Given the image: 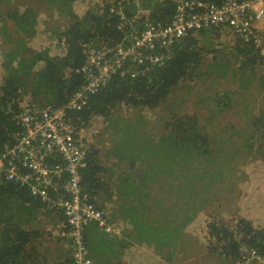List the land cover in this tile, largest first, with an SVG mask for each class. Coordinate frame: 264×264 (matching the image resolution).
<instances>
[{
	"label": "trees",
	"instance_id": "16d2710c",
	"mask_svg": "<svg viewBox=\"0 0 264 264\" xmlns=\"http://www.w3.org/2000/svg\"><path fill=\"white\" fill-rule=\"evenodd\" d=\"M76 1L82 0H32L29 5H25V0H0V154L13 141L16 119L25 109L22 104L25 98H30V108L34 102L36 108L47 104L58 107L67 103L85 83L81 72L85 63L82 43L113 46L122 40L123 31L118 27L121 22L126 25L123 30L130 32L127 21L138 12H144L154 24L165 25L171 22L177 5L176 0H97L95 3L84 0L86 7L78 13L74 10ZM202 1L221 3L223 0ZM40 2L44 3L41 10L48 17L54 12L64 20L57 37L63 47L62 53L57 47L52 54L50 47L37 50L29 45L40 21L38 13L41 10L38 12L36 8ZM141 23L142 19L135 22L137 28L142 27ZM215 29L219 28H209ZM209 30L190 32L174 41L164 63L150 71L135 77L113 74L104 86L89 96L81 110L68 111V117L78 131L82 128L88 130L94 121L103 125L108 122L103 129L109 145L106 148L109 164L103 165L101 149L88 143L86 166L80 171L82 190L102 211L106 198L109 211L106 220H121L126 225L122 235L128 238L127 245L149 246L162 260L172 264L182 259L187 254L186 248L191 246V238L184 233L185 226L204 207L215 203L217 206L220 201H213L214 197H211L214 188L235 176L230 167L235 163L233 155L242 151L245 157L250 155L255 159L258 152V158L264 160V107H260L256 114L254 107L244 104L243 115L248 116L253 131L248 135V126L236 129L218 117L237 107L235 103L240 94L235 88H227L216 92L210 100V124L202 123L196 114H174V122L169 123L172 125L170 131L167 135L160 134L153 144L146 138L133 143L138 132L141 139L142 134L149 131L144 130V125L139 129L136 123L112 124V113L120 104L133 110L161 106L179 84L198 77L200 67L205 65L202 66L204 54L212 52L213 56L217 53L199 45ZM254 46L253 42L246 43L238 38L230 60L225 59L220 64L223 56L218 59L216 55L210 58L208 68H213V72L218 69L227 80L238 76L241 87L248 86L255 77L264 87V73L256 70L264 64V55ZM123 164L129 168H122ZM140 167L143 173L132 178L136 168ZM182 170L189 171V192L177 183ZM148 174L156 177L155 185L153 179L147 178ZM56 186L61 192L62 181ZM180 190L186 192L185 209L166 214L164 201L168 197L169 201H177L175 198ZM50 192L55 196L52 189ZM43 210H53L59 215L57 223L64 224L66 219L61 206L53 201H43L31 193L28 185L8 180L0 174V264H75L67 238L63 237L66 247L63 242H59L57 248V243L43 241L44 230L37 223ZM206 232L208 253L219 257L224 264H235L242 245L253 248L264 258V226L255 227L242 216L230 221L212 219L207 223ZM108 234L94 222L83 229L84 242L93 264L108 261L106 245L112 243Z\"/></svg>",
	"mask_w": 264,
	"mask_h": 264
},
{
	"label": "built area",
	"instance_id": "2783aa9c",
	"mask_svg": "<svg viewBox=\"0 0 264 264\" xmlns=\"http://www.w3.org/2000/svg\"><path fill=\"white\" fill-rule=\"evenodd\" d=\"M171 22L154 24L137 14L127 21L130 32L123 30L122 40L113 45L96 46L82 43L85 63L81 67L85 83L62 106L44 105L41 108L25 106L16 119L17 130L13 141L0 154V174L6 179L28 185L30 191L43 201L61 206L65 222L60 235L70 242L75 264H93L84 242L83 229L89 223H98L106 232L114 228L107 222L104 211L90 201L81 187V169L86 166V147L82 129L74 128L69 110H81L89 96L104 86L111 76L135 77L164 63L170 45L190 32L211 27H228L243 41L259 45L256 29L264 19V0H223L221 3L202 0H176ZM122 19H125L122 14ZM142 19V27L135 22ZM62 181V191L56 184ZM54 191L53 196L50 190ZM263 263L257 252L240 246L235 264Z\"/></svg>",
	"mask_w": 264,
	"mask_h": 264
},
{
	"label": "rangeland",
	"instance_id": "374dc122",
	"mask_svg": "<svg viewBox=\"0 0 264 264\" xmlns=\"http://www.w3.org/2000/svg\"><path fill=\"white\" fill-rule=\"evenodd\" d=\"M31 1L32 0H25L24 3L25 5H29V2ZM96 1L97 0H89L90 3H95ZM84 3V0L76 1V3H74V10L81 13L84 7H86ZM43 4L44 3L40 2L36 6L38 12L41 10ZM38 14L40 21L37 25V32L34 39L29 42V45L37 50L43 49L44 47H50L52 54L55 53L57 49L60 53H62L63 47H61V42L57 37L62 29V25H64V20L58 18L54 12H51L49 17L45 14L44 10L43 12L41 10ZM256 29L260 34L261 42L259 45H255L254 47L259 48L261 52L260 54L264 55V19L258 22ZM209 31L210 32H207L202 36L199 41V45L205 49H213V51H217V53H214L213 56L212 52L210 55L204 54L205 60L202 66L204 64L205 65L200 67V75H196L198 77L194 80L192 79L179 84L170 94L167 101L161 106L150 109L140 108V110H133L127 105L120 104L115 108L112 113V124L116 122L117 125L121 126L126 123H136L139 129L142 125H144V130L146 129L149 131L147 133H143L141 139L140 133L138 132V134L133 138V143L137 140L142 142V140L146 138L147 141L153 144L157 141L160 134L167 135L168 131H170L172 127L169 123L174 122V114L177 113H186L187 115L196 114L202 123L210 124L211 122H208V117L211 115L210 100H213L216 92H220L221 90L226 91L227 88H235L240 94V97L236 100V109L234 111L229 110L227 113L224 112L219 114V119L223 122H228L231 125H234L236 129H243L245 126H248V129H246L248 131V135L251 131H253L252 125L249 124L248 116L243 115L242 107L244 104H250L254 107L253 112L256 114L259 113L260 107H264V87L257 82V77H255V79L249 83L248 86L241 87V80L238 76L237 79L227 80V77L223 76L218 69H215V72H213V70H211L213 68H208V64L211 62L210 58L216 55L218 59L220 56H223L219 60L220 64L225 59L230 60L231 50L234 49L238 38H240L228 27H221L219 29ZM256 70H262V73H264V64L261 68H256ZM228 75L232 78L230 72ZM1 76L2 73L0 68V77ZM29 100V97L25 98L22 104L30 107ZM35 104V102L32 103L31 107H34ZM171 115H173L172 118ZM251 118L252 117H250V119ZM214 122L216 123L217 121ZM105 124L107 125L108 122ZM112 124H110V130H112ZM104 125L98 121H94L93 126L88 128V130L83 129L82 135L84 141L86 140L88 143L94 144L101 149L100 157L102 163L104 165H108L110 160L106 157V148L109 147V145L106 144V132L103 129ZM254 146L256 147L257 143H255ZM135 149L136 148L134 147L133 151H135ZM256 155L255 159H253L250 155L249 158L245 157V154L242 151L233 155L232 160L235 163L230 167L235 176L231 177V180H225L222 184H220V186L215 187L213 194L211 195V197H214L213 201L220 202L217 206L215 203L214 206L204 207V209L197 214L196 218L192 222L188 223L184 228V233L189 235L191 238V246L189 245L186 248L187 254H185L182 259L178 260L180 264H224L219 257L209 254L207 251V245L209 244L207 242L208 239L206 238L207 223L212 219L230 221L232 218L242 215L243 217L248 216L249 218H252L256 212V206L254 205L257 203L255 204V202L264 203V160L258 158V152ZM246 158L249 160H246ZM122 168L126 169L129 167H127L126 164H123ZM141 168L142 167L139 169L136 168V174L131 177L138 178L140 173H143ZM181 173L182 177L177 181V183L181 184L186 192H189V171L182 170ZM148 175L149 177L147 178L149 180L153 179L155 185L157 182L156 177L150 176V174ZM185 190H180L179 194L176 195L175 199L177 201H169V197L166 199L167 201H164V211H167L166 214H171V212L176 213L178 210L180 211L185 209ZM239 191L240 194L237 195ZM215 193L216 195L214 196ZM233 195H235V197H233ZM131 201H134V199ZM108 207L110 208V203L108 204ZM173 207L174 211H172ZM155 208H157V206ZM104 211L106 216H109L108 208L106 210L104 209ZM153 213L154 211L152 208V215ZM177 215L181 216V214ZM57 219L58 216L54 214L53 210L46 212L43 210L39 213L37 223L44 230L43 241H46L47 243L49 241L50 244L65 241V239L59 236L62 224L57 223L59 221ZM108 223L111 224L112 221ZM113 223H116V227L113 232L119 233L122 231L117 224L118 221Z\"/></svg>",
	"mask_w": 264,
	"mask_h": 264
},
{
	"label": "crops",
	"instance_id": "0c3cea01",
	"mask_svg": "<svg viewBox=\"0 0 264 264\" xmlns=\"http://www.w3.org/2000/svg\"><path fill=\"white\" fill-rule=\"evenodd\" d=\"M104 165V164H103ZM106 169V168H105ZM104 174V180L106 181V170ZM104 202V209L106 210V198ZM103 199V201H104ZM257 203V204H256ZM256 205V212L252 216V218H249L248 216L244 217L245 219H248L252 222L253 226L255 227H263L264 226V203L255 202ZM105 213V211H104ZM55 215L59 216L56 212H54ZM106 216V213H105ZM243 217V215H242ZM121 221V220H120ZM118 221V226L121 229H125L126 225L123 223H120ZM112 227H116V223H111ZM126 231V230H122ZM122 231L118 232H106L109 233V241H112L110 246L106 245V258L108 261H106V264H172L165 262L162 260L158 254H156L153 249L146 245H141L137 243H132L130 245H127L128 238L124 235H122ZM58 234V233H56ZM59 236L60 233H59ZM119 237V238H118ZM61 238H63L61 236ZM115 238L117 240H115ZM65 239V238H63ZM123 240V242H119L120 240ZM119 240V241H118ZM130 241V240H129ZM63 242V246H65L66 240L61 241ZM131 242V241H130ZM59 247V242H57V248ZM58 254V251L56 250V255ZM55 255V256H56ZM175 264H180L178 261Z\"/></svg>",
	"mask_w": 264,
	"mask_h": 264
}]
</instances>
